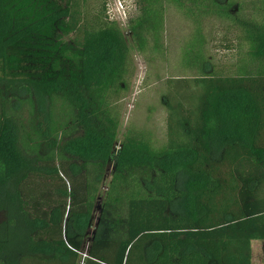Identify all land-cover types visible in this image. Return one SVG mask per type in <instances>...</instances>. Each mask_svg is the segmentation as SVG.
<instances>
[{
	"label": "trees",
	"instance_id": "16d2710c",
	"mask_svg": "<svg viewBox=\"0 0 264 264\" xmlns=\"http://www.w3.org/2000/svg\"><path fill=\"white\" fill-rule=\"evenodd\" d=\"M92 1L0 0V264H252L264 241V0L250 16L242 0H134L126 27L141 54L163 52L167 4L228 21L247 45L243 65L216 73L197 23L200 70L183 86L198 101L171 88L161 147L134 128L117 141L133 61L107 0Z\"/></svg>",
	"mask_w": 264,
	"mask_h": 264
},
{
	"label": "rangeland",
	"instance_id": "374dc122",
	"mask_svg": "<svg viewBox=\"0 0 264 264\" xmlns=\"http://www.w3.org/2000/svg\"><path fill=\"white\" fill-rule=\"evenodd\" d=\"M100 1L93 0L90 8L98 10ZM242 1H248L246 4L243 3L242 14L250 16L256 10V6L250 0ZM107 2V15L121 25L127 38L134 70L129 79L128 91L121 97L122 114L117 141L120 144L125 133L130 128H134L146 133L153 146L161 147L167 140L169 115L166 108L167 96L173 97L176 92L170 91L171 88L178 91L176 93L179 94L183 103L191 102L194 94L198 101L200 94L198 87L183 86V80L195 78L200 70L198 62L192 61L197 55L189 54V44H199L201 41L198 33L194 32L195 28L199 25L202 28L206 43L205 55L214 66L216 73L233 74L239 63L243 65L241 59L244 57L247 45L236 38V31L230 28L228 21L207 16L202 18L201 23L197 22L198 25L192 16H186L183 10L167 4L162 37L163 52L141 54L126 24L123 23L125 18L128 19L137 14L134 0H107ZM198 104L199 102L192 104L193 110L197 109ZM184 105L186 106L185 103ZM111 173L110 167L102 187V195L107 190L112 177ZM99 209L95 211V218L99 215ZM252 264H264V241H252Z\"/></svg>",
	"mask_w": 264,
	"mask_h": 264
},
{
	"label": "built area",
	"instance_id": "2783aa9c",
	"mask_svg": "<svg viewBox=\"0 0 264 264\" xmlns=\"http://www.w3.org/2000/svg\"><path fill=\"white\" fill-rule=\"evenodd\" d=\"M112 20H114L113 18H111ZM127 22V18L124 19L123 23L126 24Z\"/></svg>",
	"mask_w": 264,
	"mask_h": 264
}]
</instances>
